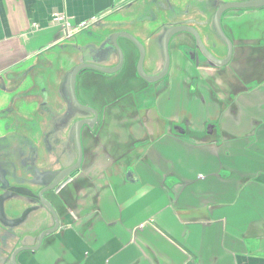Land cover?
<instances>
[{"label":"crops","instance_id":"crops-1","mask_svg":"<svg viewBox=\"0 0 264 264\" xmlns=\"http://www.w3.org/2000/svg\"><path fill=\"white\" fill-rule=\"evenodd\" d=\"M140 1L0 0V92L13 96L6 108L0 106V127L9 113L23 112L19 98L41 105L37 96L62 85L65 76L59 75L70 73L75 61L90 57L84 48H97L101 39L116 32L120 21L106 19L122 11L138 17L143 8L152 11L157 3L168 10L167 2L161 0ZM53 12L73 23L101 19L65 39L61 29L49 23ZM261 12H248L253 16L251 23L248 17L250 24L231 25L234 18L242 20L237 16L226 20L236 44L243 41V46L236 45L239 61L233 71L237 75L226 72L201 90L200 99L191 98L189 79L177 70L187 65L174 53L168 91L155 101L146 121H131L130 137L123 123L114 121L107 127L108 133L119 134L122 148L130 144L135 149V157L115 160L108 152L96 150L98 158L82 176L92 189L102 191L97 207L87 200L83 219H65L61 225L66 245L59 234L54 246L37 254L35 264H264V68L260 76H254L252 61L242 59L254 53L255 40L261 41L259 59L263 56ZM136 35L148 39L144 29ZM118 40L126 45L124 39ZM58 55L66 64L52 76ZM261 62L264 67V59ZM108 63L111 66L114 61ZM39 81L44 82L41 87ZM235 87L243 91L233 103L222 102L219 107L208 97L214 91L222 100V93ZM50 96L51 92L46 105L64 104L54 95L55 103H51ZM181 97L182 107L174 102ZM80 98L94 108L99 105L92 92L81 93ZM194 106L199 108L197 114L187 111ZM204 121L214 127L212 140L203 137ZM12 123L20 125L16 120ZM176 124L189 133L175 134L171 125ZM94 209L99 211L97 219Z\"/></svg>","mask_w":264,"mask_h":264},{"label":"flooded vegetation","instance_id":"flooded-vegetation-1","mask_svg":"<svg viewBox=\"0 0 264 264\" xmlns=\"http://www.w3.org/2000/svg\"><path fill=\"white\" fill-rule=\"evenodd\" d=\"M246 1L252 0H240V2ZM165 2L168 7L166 16L162 17L160 22L156 21L155 16L152 17L154 26L145 44L140 36L132 34L142 45L144 51L141 62L144 75L156 77L161 73L164 64L161 39L168 29L173 27L193 29L200 42L192 34L186 32L173 35L167 46L169 68L160 80L146 82L140 78L137 70L140 58L138 47L127 39L119 38L124 39L126 45H121L120 40H117V45L124 58L118 71L107 74L92 69H83L78 73L75 82V96L81 105L80 109L72 108L71 103L67 105L69 99L62 88L63 84H60L56 86L54 92L59 94L64 102L63 105L49 106L44 103L36 111L42 120L6 127V132L5 125L2 128L4 135L0 137V264H35L37 254L54 246L59 234H62L63 245H66L61 223L70 216L74 221L83 219L87 200H90L94 207H97L99 202V193L102 191L92 189L82 176L84 171L91 167L98 158L96 150L108 152L109 156L115 160L124 155L135 157V149H131L130 144L122 148L118 142L119 134L108 133L107 127L114 121L116 124L123 123L127 136L130 137L128 129L131 121L136 119L141 123L146 121V115L154 109L155 101L168 91L174 53L188 67L187 69L178 67L177 70L191 80L187 85L192 91V98L195 99H200L201 90L205 87L210 88L213 83H216L214 78H219L226 72H234L236 63L239 61L236 45L243 46V41L236 44L234 37L222 21L238 16L237 13L228 15V12L235 10L225 11L221 16V29L231 43V55L227 64L216 66L205 57V53L217 61H224L227 58L228 46L219 38L213 26L214 16L223 2L194 0L193 15L188 14L189 9L182 11V14L174 13L172 4L168 0ZM263 9L264 7L241 10H246L244 13H248ZM142 11L144 12V8ZM120 31L101 39L97 43V48L92 45L84 48V53L90 57L75 61V67L91 63V61L109 67L108 62L111 60L114 64L109 68L117 67L120 63L119 53L111 46L109 37ZM260 42L254 41V53L248 59L242 57L246 62L252 61L250 66L254 76L256 74L260 76L261 69L264 68L261 62L264 59V48L261 49L263 56L259 59ZM232 74L237 75L236 72ZM59 76L62 78L65 75ZM196 78L203 81L201 88L192 87ZM255 83L257 84L256 80ZM240 91H243L241 87H235L231 92H226L227 94L223 92L222 100L213 93L214 91L208 93V97L210 101L221 107L222 102L233 103ZM88 92L94 93L95 98L99 100L97 108L82 102L81 93L88 94ZM138 109L143 110L141 115ZM114 110H117L116 114H113ZM183 126L182 124L171 125L172 131L184 137L189 132ZM203 127L204 139L212 140L214 131L212 124L204 121ZM77 128H80L79 145L75 140ZM103 138L106 139L104 144L101 143ZM128 161L129 158L126 159V163ZM73 167H77L78 170L75 180L66 182L56 191L50 189L60 173L69 171ZM100 179L101 176L98 181ZM100 187L103 188L102 185ZM45 188L50 190H47L43 197L42 191ZM94 210L93 217L96 216L95 219H97L99 211ZM53 213L58 218L57 220L60 221L62 218L59 228L55 231L53 230L55 228ZM17 221L19 223L9 224ZM85 227L88 228L89 225ZM82 229H84L83 226L80 227V230Z\"/></svg>","mask_w":264,"mask_h":264},{"label":"water","instance_id":"water-1","mask_svg":"<svg viewBox=\"0 0 264 264\" xmlns=\"http://www.w3.org/2000/svg\"><path fill=\"white\" fill-rule=\"evenodd\" d=\"M262 7H264V0H252V1H246V2H240V3H226V4L222 3V4H220L218 7V10L214 16V19H213V26H214V29H215L216 33L218 34L219 38L227 44L228 55H227L226 60H224V61H217L216 59H214L211 56H210L211 57L210 58L206 53H205V57L209 58V60L211 62H213L214 65H216V66H223V65L227 64V61H229V59H230L231 43L223 34L222 29H221V25H220L221 16L225 11L241 10V9H246V8L259 9ZM180 32H186V33L192 34L197 39V41L200 42L198 39L197 33L193 29L184 28V27H173L171 29H168L167 33H165L161 39L162 55H163V59H164L163 69H162L161 73L156 77H147L144 75L143 70L141 68V62H142L143 57H144V51H143L142 45H140V43L132 35H129L127 33H117L115 35H111V37H109L110 42H111L110 44L113 47V49H115V51H117L119 53V60H120L119 65L115 68H109V67H104L103 65L101 66L100 64H96L93 61H91V63H86L84 65H80V66L75 67L70 73L65 75L64 82H63V88H64L63 90H65V95L69 99L67 105H69V103H71V107L76 109V110L81 108V105L79 104V102L77 101L76 96H75L76 77L81 70L92 69V70L99 72V73L101 72V73L112 74L121 68V65H122L124 58H123V54L121 52V49L117 45V40L119 38L127 39L128 41L134 43L138 47V49L140 51L139 52L140 58H139V62L137 64V70H138L140 78H142L146 82H154V81L160 80L166 74V72L169 68V56H168V52H167L168 42L173 35L180 33ZM105 42H108V41H105ZM80 128H77L76 135H75V140H76V143L78 145L80 143V138H79L80 137V135H79ZM88 128H91V127L88 126ZM77 172H78L77 167H73L69 171H63V173H60L58 178H56L54 180V184H53L52 188H50V189L56 191V190L60 189L63 186V184H65L66 182H72L74 180ZM50 189H46V188L43 189V191H42L43 197H44V193ZM43 197H42V199H43ZM52 216L54 217V220H55V228L53 229L55 231L57 228H59V222L61 221V219H60V221L57 220L58 218L55 217L54 213ZM17 223H19V222L17 221V222H13V223H9V224H17Z\"/></svg>","mask_w":264,"mask_h":264},{"label":"rangeland","instance_id":"rangeland-1","mask_svg":"<svg viewBox=\"0 0 264 264\" xmlns=\"http://www.w3.org/2000/svg\"><path fill=\"white\" fill-rule=\"evenodd\" d=\"M140 1V0H139ZM163 2H165V0H161ZM204 1V0H202ZM220 2H223V4L226 3H239L240 0H219ZM141 2V1H140ZM168 2H170L173 5V12L177 13V14H182V11H186L187 9H189V13L190 15H193L194 13L192 11H194V0H168ZM197 5L200 6V4L197 3ZM203 5L206 6V3L203 2ZM244 11L246 10H240V11H232V12H228V15H232V14H236L237 13V17H240L242 20H239L237 18H234L232 20L229 21V23L231 25H233V23L235 22H241V25H244L245 23L250 24L251 22H253V16L250 15L251 13H247ZM167 13V9L162 10V7L160 6V3L157 4V6H155V8H153L152 11H147V12H143L142 14H140L138 17L136 14L134 13H126L124 11H122L120 14L117 15H112L110 18L106 19L105 22H111L113 20L120 21V25L119 26H115L116 30H121L120 33H127L129 35L132 34H138L139 31H142L143 29L145 30V32L147 34H149L151 32V30L153 29L154 26V22H152V17H156V21L160 22L161 18L163 16H166ZM150 15H152V17H150ZM261 15H264V10H262ZM157 16H159L157 18ZM146 17V18H144ZM250 19V23H249V19ZM131 18V20L129 21V23H126L128 21V19ZM233 17H230L228 19H231ZM101 19V17H100ZM90 20V19H89ZM227 20V19H226ZM226 20L222 21V24H226ZM88 21V20H87ZM135 22V23H134ZM226 26V25H225ZM259 26L264 27V20H260L259 22ZM83 36H88V34H83ZM143 43H146L145 39H142ZM73 52V51H72ZM71 52V53H72ZM70 53L69 51H67V54ZM61 55H58L57 58H55L54 63L55 66L53 67V69L51 70V75L54 76V73L58 70V67H62V65L66 64V61H64V58L61 59ZM63 61V62H62ZM184 68H188L186 66H184ZM191 82V80H188V84ZM38 86L41 87L42 84H44V82L39 81L37 82ZM203 84V81L201 79L196 78L195 81L193 82V86L192 87H197V88H201ZM179 85L181 86V81L179 82ZM170 87L171 90H175L176 89V85H174V81L173 79H170ZM56 88V87H55ZM55 88L52 91H48L46 94L44 95H40L37 96L39 99L38 101H42L41 105H44L45 101H46V97L48 96V94H50L51 92V96L49 98V101H51V103H55V101L52 99L53 95H57L54 91ZM173 95V94H172ZM174 96V95H173ZM192 98V95H191ZM13 99V96L10 97L7 94H3L0 92V106L1 105H5V108L8 106L9 101ZM20 102V107H22L24 110L21 114H16V113H9L6 118H5V132H6V127H10V126H14V123H12V121L14 122L15 120L19 122V124L23 123L27 124V123H32L37 121V110L40 107V105L38 103L35 102H27L25 101L23 98H19ZM22 102L27 103L26 105H24ZM174 102L179 103L180 107H182L183 105V100L182 97L179 100H174ZM187 111L190 113H194L197 114L199 112V108L198 106H194L193 108H187ZM3 126L0 127V134L4 135V129H2ZM121 127H123L121 125ZM184 127V126H183ZM125 128V127H124ZM18 129V128H17ZM19 130V129H18Z\"/></svg>","mask_w":264,"mask_h":264},{"label":"built area","instance_id":"built-area-1","mask_svg":"<svg viewBox=\"0 0 264 264\" xmlns=\"http://www.w3.org/2000/svg\"><path fill=\"white\" fill-rule=\"evenodd\" d=\"M99 22H100V18L93 17L88 21L73 23L70 18L59 12H53L50 15V21H49L51 25L58 26L61 29L62 36L65 39H71L79 32H82L92 26H95ZM33 28L36 29V26L33 25Z\"/></svg>","mask_w":264,"mask_h":264}]
</instances>
